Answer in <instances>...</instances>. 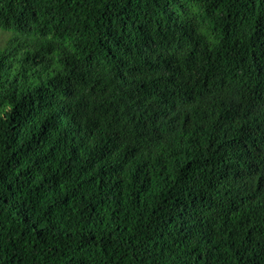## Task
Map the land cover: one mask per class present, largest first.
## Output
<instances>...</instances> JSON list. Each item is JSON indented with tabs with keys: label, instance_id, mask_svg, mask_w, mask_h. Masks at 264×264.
<instances>
[{
	"label": "trees",
	"instance_id": "trees-1",
	"mask_svg": "<svg viewBox=\"0 0 264 264\" xmlns=\"http://www.w3.org/2000/svg\"><path fill=\"white\" fill-rule=\"evenodd\" d=\"M0 264H264V0H0Z\"/></svg>",
	"mask_w": 264,
	"mask_h": 264
},
{
	"label": "rangeland",
	"instance_id": "rangeland-1",
	"mask_svg": "<svg viewBox=\"0 0 264 264\" xmlns=\"http://www.w3.org/2000/svg\"><path fill=\"white\" fill-rule=\"evenodd\" d=\"M7 38L6 35L0 34V45Z\"/></svg>",
	"mask_w": 264,
	"mask_h": 264
}]
</instances>
